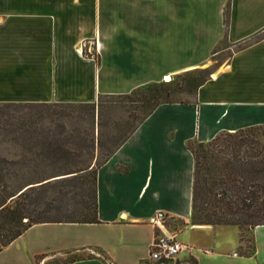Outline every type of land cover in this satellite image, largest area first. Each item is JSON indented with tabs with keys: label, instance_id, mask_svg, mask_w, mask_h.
I'll use <instances>...</instances> for the list:
<instances>
[{
	"label": "crops",
	"instance_id": "0c3cea01",
	"mask_svg": "<svg viewBox=\"0 0 264 264\" xmlns=\"http://www.w3.org/2000/svg\"><path fill=\"white\" fill-rule=\"evenodd\" d=\"M216 55L219 68L195 102L159 105L98 169V221L36 223L0 264L151 263L157 236L182 241L166 222L152 224L159 210L185 227H220L193 224L187 144L264 126V0H0V102H96L208 68ZM210 245L173 261L226 264L222 245ZM236 253L227 264H264V225L253 229V248Z\"/></svg>",
	"mask_w": 264,
	"mask_h": 264
},
{
	"label": "trees",
	"instance_id": "16d2710c",
	"mask_svg": "<svg viewBox=\"0 0 264 264\" xmlns=\"http://www.w3.org/2000/svg\"><path fill=\"white\" fill-rule=\"evenodd\" d=\"M159 90L164 87L151 82L126 94L101 95L96 102H0V252L36 223L98 221V169L159 105L168 103ZM107 98L122 103L127 118L134 120L115 123L118 135L108 139L112 147L90 131H67L61 120L74 116L66 108H78V118H92L95 129ZM187 147L195 159L193 224L234 225L241 239L245 232L253 236V229L264 225V126L222 131L207 141L191 140ZM102 149L99 161L96 154ZM88 155L96 161L80 160ZM40 159L48 161L54 173L27 178L32 162ZM66 183L83 191L72 210L62 199L68 195L62 189ZM57 188L60 196L49 199L48 192Z\"/></svg>",
	"mask_w": 264,
	"mask_h": 264
},
{
	"label": "rangeland",
	"instance_id": "374dc122",
	"mask_svg": "<svg viewBox=\"0 0 264 264\" xmlns=\"http://www.w3.org/2000/svg\"><path fill=\"white\" fill-rule=\"evenodd\" d=\"M229 55V52L223 54V58ZM221 57L219 55H216L213 57V61L211 63V66L208 68H205L204 66H201L196 69L188 70L181 72L179 74L172 75V80H165L161 79L159 82H156L160 86L164 87V90H159V93L163 95V101H168V103H185L188 104L190 102H195L197 90L199 86L209 77L215 75L214 73L218 70L219 65L221 63ZM147 93H151L147 91ZM117 100V99H116ZM119 101V99H118ZM121 101V100H120ZM106 107L102 111V116H96L95 118V129L92 125V118H89L88 116L84 118H78V115H81L78 111V108H66V111L70 113V115L73 114L74 117H63L61 121H63L66 124L67 131L69 133H78V132H84L85 130L90 131L91 133H95L96 136H100L101 140L109 147L113 146V143L109 142L110 135H115V137L118 135V133L115 131L114 126L115 123L118 121L124 122L126 119L133 122L131 118H127L128 112L124 108L123 104L120 102H114L111 98H107ZM98 122H101V126H98ZM46 123L48 126H52V123L48 122L46 120ZM257 134L259 138L262 137V131L257 130ZM116 139V138H115ZM105 150L102 149L101 152H97L96 159L98 158L99 161L102 160L104 156ZM96 159H92L91 155L81 157L80 160H84L85 163L95 162ZM61 165L67 164L64 162L59 163ZM54 173V170L49 166L48 161H44L42 159L33 161L32 167H31V173L28 175L27 178H38L39 176H46V178H49L51 174ZM79 185L78 180L75 181ZM69 183H66V186L63 187V190H66L68 192L67 197H63L64 204L68 203L69 210H72L74 208L73 205H75V200H80L83 194V191L80 190V187H74L73 185H68ZM92 185V183H91ZM59 188L55 190H50L48 192L47 197L53 198L58 197L59 195ZM78 192V194H77ZM59 199V198H58ZM56 204L59 205V200L56 201ZM81 216H76V219H82ZM167 226L173 230V231H180L177 236L179 239H181L184 243L192 245L194 247H200L204 246L203 242L206 243L207 247L210 248V250H214L213 245H210L211 242L214 240L217 243L222 245V250L225 255L222 258L223 263H230V260H234L233 253L236 251L237 253L247 252L250 251L253 248V236L250 232H245L243 239H241V233H239V238L243 242L242 249L240 248V241H238V231L237 227L234 225H219L220 227L212 228V229H206L203 231L200 229H194L195 227H189L183 219L181 218H170L166 220ZM236 243L233 245V243ZM202 255H206V253L201 252ZM236 253V255H237ZM44 259V258H43ZM43 259H40L38 261V264H61L63 260L60 259H50L47 262L43 263ZM149 264H153L152 262Z\"/></svg>",
	"mask_w": 264,
	"mask_h": 264
},
{
	"label": "built area",
	"instance_id": "2783aa9c",
	"mask_svg": "<svg viewBox=\"0 0 264 264\" xmlns=\"http://www.w3.org/2000/svg\"><path fill=\"white\" fill-rule=\"evenodd\" d=\"M167 214L163 210H159L152 218V224L159 228L165 226ZM193 252L196 247L186 244L176 238V234H160L153 241L149 259L153 264H175L173 261L182 251ZM204 253H210L209 249L200 248ZM149 264V263H147Z\"/></svg>",
	"mask_w": 264,
	"mask_h": 264
},
{
	"label": "bare ground",
	"instance_id": "6f19581e",
	"mask_svg": "<svg viewBox=\"0 0 264 264\" xmlns=\"http://www.w3.org/2000/svg\"><path fill=\"white\" fill-rule=\"evenodd\" d=\"M164 79L165 80H172L173 79V76L172 75L164 76Z\"/></svg>",
	"mask_w": 264,
	"mask_h": 264
}]
</instances>
